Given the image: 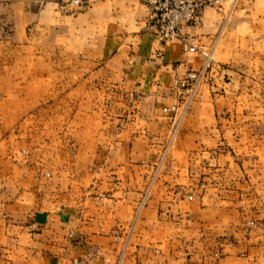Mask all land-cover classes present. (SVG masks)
Segmentation results:
<instances>
[{"label": "crops", "instance_id": "1", "mask_svg": "<svg viewBox=\"0 0 264 264\" xmlns=\"http://www.w3.org/2000/svg\"><path fill=\"white\" fill-rule=\"evenodd\" d=\"M45 1L42 30L85 68L75 80L104 83L79 97L105 99L90 114L106 118L49 178L0 170V264H264V0H225L182 27L212 51L215 82L168 151L171 84L202 56L157 42L136 0H82L74 15Z\"/></svg>", "mask_w": 264, "mask_h": 264}, {"label": "rangeland", "instance_id": "2", "mask_svg": "<svg viewBox=\"0 0 264 264\" xmlns=\"http://www.w3.org/2000/svg\"><path fill=\"white\" fill-rule=\"evenodd\" d=\"M46 3L0 0V170L18 167L32 171L35 178L45 179L50 175L48 169L57 165L55 156L74 153L77 147L70 144L73 139L89 138L91 130L86 125L90 119L99 123L100 134V122L106 118L105 114H90L91 104L100 107L105 99L84 95L89 94V86L100 91L104 83L75 80L86 73L85 68L75 67L73 60L68 59L73 57L57 49L54 40L42 30L37 15ZM212 74L205 77L200 92L215 82ZM80 90L85 91L81 97ZM171 126L165 133V151L177 138L169 141ZM84 148L87 147L83 145L81 149ZM147 197L145 193L142 204Z\"/></svg>", "mask_w": 264, "mask_h": 264}, {"label": "built area", "instance_id": "3", "mask_svg": "<svg viewBox=\"0 0 264 264\" xmlns=\"http://www.w3.org/2000/svg\"><path fill=\"white\" fill-rule=\"evenodd\" d=\"M142 4L148 13L149 30L157 42L164 44L171 40H178L184 52L198 53L203 58L200 70H187L180 78L171 84V93L176 104L166 112L173 115L169 141L172 143L179 131L181 121L191 103L202 98L200 86L213 68V53L210 49H201L196 44V39L183 34V26L194 25L198 21L199 13L205 8L221 10L225 0H136ZM237 0H233L232 7ZM88 2L70 0L67 4H60L58 9L64 14L74 15L81 11ZM72 7V8H70ZM192 200V195L188 197ZM2 215L0 214V219ZM253 226V223H249Z\"/></svg>", "mask_w": 264, "mask_h": 264}]
</instances>
